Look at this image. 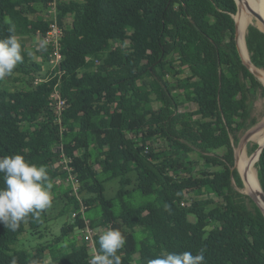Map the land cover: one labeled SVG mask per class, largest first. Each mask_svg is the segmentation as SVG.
Instances as JSON below:
<instances>
[{"label": "trees", "instance_id": "trees-1", "mask_svg": "<svg viewBox=\"0 0 264 264\" xmlns=\"http://www.w3.org/2000/svg\"><path fill=\"white\" fill-rule=\"evenodd\" d=\"M53 1L0 0V39L14 26L24 56L0 80V156L21 154L45 167L52 192L61 191L59 216L75 221L25 256L10 243L27 231L41 234L53 220L48 209L15 232L0 224V264H90L91 242L76 233L86 228L83 203L86 212L101 207L90 219L94 229L131 230L122 264L201 250L204 264H264V211L243 191L235 167L236 145L258 122L252 99L258 90L264 94L237 45V1L57 0L63 58L45 72L51 47L39 60L28 44L49 31L53 18L38 13ZM246 44L252 63L264 69V31L250 24ZM57 84L66 101L61 120L52 98ZM182 88L200 112L180 110ZM258 148L255 143L253 152ZM62 160L71 172L57 166ZM256 168L264 191V149ZM71 174L79 194L67 184ZM112 179L121 188L107 199L104 182ZM191 193L214 205L213 223L182 226ZM71 234L82 240L71 243ZM100 235L94 236L98 254Z\"/></svg>", "mask_w": 264, "mask_h": 264}, {"label": "clouds", "instance_id": "clouds-1", "mask_svg": "<svg viewBox=\"0 0 264 264\" xmlns=\"http://www.w3.org/2000/svg\"><path fill=\"white\" fill-rule=\"evenodd\" d=\"M9 35L0 39V80L13 75L18 64L23 63L21 42L14 34V26ZM46 41L39 42L44 47ZM28 55H32L31 52ZM0 224L15 232L29 216L39 220L41 213L52 205L53 184L45 167L37 166L21 154L0 156ZM99 254L91 257L90 264H122L121 249L126 240L119 229L108 228L99 236ZM119 253V254H118ZM203 250L197 255L191 251L161 253L147 264H204ZM12 264H16L13 259ZM32 264H38L33 261Z\"/></svg>", "mask_w": 264, "mask_h": 264}, {"label": "rangeland", "instance_id": "rangeland-1", "mask_svg": "<svg viewBox=\"0 0 264 264\" xmlns=\"http://www.w3.org/2000/svg\"><path fill=\"white\" fill-rule=\"evenodd\" d=\"M69 1H76V0H69ZM51 7H52L51 5H49L47 8L41 7L40 8L41 11L38 13L39 17L45 18V19L53 17ZM235 17H236V15H235ZM252 23L259 26L257 24L256 19ZM252 23H249V25ZM247 28H246V33H247ZM245 39H246V35H245ZM44 40L45 39H44L43 34H37L31 39V41L28 44V46H29L30 50L33 52V54H35L36 52L39 53V54H37L38 55L37 59H39V60L42 59V56L40 55V53L44 52L43 48L45 46L41 48V47H38L37 45L39 42H43ZM241 52H242V56H243L244 61L246 63H248L246 60V57L244 55L243 48H242ZM248 55L250 57L249 51H248ZM49 67H50L49 64H45L44 65V71L46 72L49 69ZM182 90H183V88L178 90V92H176V93H179V94H177L176 99H177V103L179 104L180 110L181 111L193 110L196 112H198V111L200 112L201 109L197 103L188 102V101L184 100V96L181 93ZM155 105H157V104L155 103ZM114 106H116V104ZM252 115H253V117H255L258 120L257 124L254 125L252 128H250L248 131H246L244 134H242V138H241L239 144L236 145V147H235V155H236L235 167H237L239 170H240V168L238 166V156H237L239 154V152L244 149V151L246 153L245 156H247V158L251 159L254 157V154H255L253 152L254 144L255 143L259 144L256 140L252 139L251 134H252L254 129L258 128L259 125H264V94L262 93L261 90H258L257 95L252 99ZM247 134H249L250 136L246 140ZM248 161H247V163H248ZM65 163H67L65 160H64V162H59L60 166H58V167L65 168V165H66ZM247 163H246V165H247ZM246 165H245V167H246ZM245 167H244V171H245ZM255 168H256V165L253 169H255ZM97 169L100 170L101 167L98 165ZM256 171H257V168H256ZM240 173L242 174V172H240ZM257 174H258V172H257ZM61 183H62L61 179H58L57 185L59 186V185H61ZM69 183L72 184V186L74 188V193L79 194L76 181L70 178V180L67 181V184H69ZM244 184H245V182H244ZM104 186H105L104 195L107 199H111V198L115 197L121 188V184H120L119 179H112V180L106 181V182H104ZM245 188H246V186L244 187L243 191L245 193H247ZM60 194H61V191L56 192V193L52 192V205L48 209V215L53 220L51 222H48L47 224H45L42 227V230H41L42 233L41 234L33 233L32 231H27L26 233H24L22 235V238L20 241L15 242V243H10V248L12 251L20 250V251H22L23 256H25L29 252H35L37 245H39L40 243H44L46 241H53L55 239V236H58L61 234L62 229L65 225H67V224L69 225V224L74 223L75 219L71 215L59 216L60 210L62 208V201L59 200ZM208 195H209V197H214V195L212 194L211 191H209ZM79 196L82 197V195H79ZM184 205L187 206L188 208H190L189 213L187 215H183L180 217V219L182 221V226L185 229H191V228H194L198 225H206L208 223H213V222H210L209 215L214 210V205L213 204L212 205L205 204L204 198H202L201 196L194 195L193 193L188 194L187 199L184 201ZM88 211L89 212H86V214H85V219H86V221H88L87 223H89L90 219L101 214V207L99 204H96L94 207L90 208V210H88ZM91 228L94 230V235L95 234H103V232L106 230V228H104V227H98V228L94 229L91 226ZM213 228L216 229L215 226ZM121 230L124 233V235L131 232L130 229H126L124 226H122ZM81 232H82V234H81L82 236L83 235L85 236V234L86 235L88 234L87 228H85L83 230H77L76 233H81ZM70 238L72 239L71 243L76 242L77 240H80V241L82 240L80 237L75 238L74 234H71ZM71 245L72 244H70L69 247ZM73 247H74V244H73ZM47 253H48V250H47ZM48 257H49V254H48Z\"/></svg>", "mask_w": 264, "mask_h": 264}, {"label": "bare ground", "instance_id": "bare-ground-1", "mask_svg": "<svg viewBox=\"0 0 264 264\" xmlns=\"http://www.w3.org/2000/svg\"><path fill=\"white\" fill-rule=\"evenodd\" d=\"M239 13L236 15V21L238 24V36H239V45L240 49L244 50V55L246 57V60L248 64L252 67L254 71L258 73L259 78L264 83V70L256 67L252 62L248 55V48L246 44V28L248 27L249 23L254 22V20H257V24L264 29V0H239ZM251 9L257 11L259 14H261L262 19L255 17L253 13H251ZM253 24V23H252ZM252 139L256 140L260 145L264 143V125H259L258 128L254 129L251 134ZM258 153V152H257ZM254 154V157L249 159L247 158L246 153L243 150L239 152L238 156V166L240 168V172H242L246 186V191L254 196L258 202L261 201V194H262V187L260 185L258 174L256 171V168L253 169L256 165L258 154ZM249 160V161H248ZM248 161V163H247ZM247 163V165H246ZM246 165V167H245ZM245 167V171H244ZM264 208V205H263Z\"/></svg>", "mask_w": 264, "mask_h": 264}, {"label": "built area", "instance_id": "built-area-1", "mask_svg": "<svg viewBox=\"0 0 264 264\" xmlns=\"http://www.w3.org/2000/svg\"><path fill=\"white\" fill-rule=\"evenodd\" d=\"M50 5L52 6L51 8H52V13H53V17H52L53 22L47 34L44 35V39H45L44 41H46L45 46L51 47V51L49 52L50 53L49 54L50 56L49 69H51V71H54L58 68L59 63L63 58V55L61 53V40L63 37V29L58 21L57 0H54L53 2H51ZM52 98L54 100L53 104L55 106L56 113L58 114L59 120H61V114L63 110L66 108V101L60 93V87L58 84L55 86V91L53 92ZM65 161L68 163V160H65ZM59 162H64V160L59 161ZM59 162L57 163V166H60ZM67 163H65L66 164L65 169L71 172L72 168L69 167ZM70 178L76 181V184L78 186V191H79L80 184L76 176L71 174ZM87 209H88V206H86L83 203L82 212L84 213V218H85V213ZM73 215L75 216L76 214H73ZM85 222H86V228L88 232V234L86 235V239L91 242L90 248H91V252L93 256L95 254H98V251L95 245V239H94V236L96 234L94 235V230L91 228L90 221L89 223H87L88 221H86L85 219Z\"/></svg>", "mask_w": 264, "mask_h": 264}, {"label": "water", "instance_id": "water-1", "mask_svg": "<svg viewBox=\"0 0 264 264\" xmlns=\"http://www.w3.org/2000/svg\"><path fill=\"white\" fill-rule=\"evenodd\" d=\"M237 1V4H238V11H239V9H240V5H239V0H236ZM251 13H253V15H255V17H257V18H261L262 19V16H261V14H259L257 11H255V10H253V9H251ZM235 20H236V17H235ZM236 24H237V21H236ZM259 27V26H258ZM259 28H261V27H259ZM261 30H263V29H261ZM264 31V30H263ZM236 41H237V45H238V48H239V51H240V54H241V56H242V52H241V49H240V45H239V36H238V24H237V35H236ZM242 58H243V56H242ZM244 60V59H243ZM245 62V61H244ZM245 64L250 68V70L253 72V74L255 75V76H257L258 78H259V76H258V73L256 72V71H254L253 69H252V67L248 64V63H246L245 62ZM260 79V78H259ZM261 80V79H260ZM249 134H247V136H246V140L249 138ZM263 149H264V143L263 144H261V145H259V148L254 152L255 154L257 153L258 154V159H257V161L259 160V158H260V155H261V153H262V151H263ZM240 171V170H239ZM241 176H242V178H243V175L241 174ZM243 181H244V178H243ZM263 190V189H262ZM247 194H249L248 192H247ZM258 204H259V206L263 209V211H264V208H263V205H264V191H262V194H261V201H262V203H263V205L260 203V202H258V200L254 197V196H252L251 194H249Z\"/></svg>", "mask_w": 264, "mask_h": 264}]
</instances>
